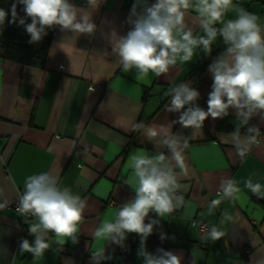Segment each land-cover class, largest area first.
<instances>
[{"label":"crops","instance_id":"0c3cea01","mask_svg":"<svg viewBox=\"0 0 264 264\" xmlns=\"http://www.w3.org/2000/svg\"><path fill=\"white\" fill-rule=\"evenodd\" d=\"M155 0H148L154 3ZM136 0H98V7L78 8L90 11L97 25L95 35L62 32L57 26L44 68H36L0 58V264H93L92 253L104 248L110 257L101 264H144L137 255L141 238L129 233L121 247L107 240H96L95 230L125 203L135 198L134 186L126 183L133 175L130 154L170 155L167 148L150 142L136 124L165 127L188 137L184 150L187 174L179 176L184 206L166 217L150 213L146 223L158 219L146 241L152 254L158 249L182 257V264H261L264 262V199H258L244 181L264 185V120L254 116L247 127L260 129L258 144L240 157L232 141L238 121L234 109L222 119L209 117L193 136L191 128L179 123V113L168 112L173 87L189 83L200 92L196 103L207 110L213 78L209 65L217 55L197 50L189 63H178L159 78L154 75L138 80L136 70L124 72L113 53L107 36L115 30L126 35ZM264 25V0H234ZM228 12L224 19H235ZM185 22L194 35H203L198 14L188 10ZM220 27V25H216ZM65 41L63 48L60 47ZM223 44L218 38L212 48ZM203 67L198 81L193 70ZM187 107V106H186ZM246 128H242V135ZM51 149V151L49 150ZM179 173L180 169H176ZM51 172L60 186L70 188L86 200L78 243L70 239L63 247L50 244L40 257L21 252L23 239L34 242L29 224L35 218L22 216L9 205L24 192L28 176ZM225 178L237 181L240 200L233 205L220 199V184ZM233 221L220 225L223 211ZM225 233L218 241H208L199 232L196 217ZM27 219V221H26ZM161 234L166 236L161 239ZM249 246L250 251L245 252Z\"/></svg>","mask_w":264,"mask_h":264},{"label":"clouds","instance_id":"9594fccd","mask_svg":"<svg viewBox=\"0 0 264 264\" xmlns=\"http://www.w3.org/2000/svg\"><path fill=\"white\" fill-rule=\"evenodd\" d=\"M89 5L98 7V0H88ZM31 19L27 23L17 12V5ZM198 14L203 35H194L193 29L185 22L188 10ZM234 12L235 19L224 17ZM9 13L0 9V26H3ZM10 23L19 22L30 36L29 43H38L47 35V29L60 27L62 32L95 35L97 25L90 11L77 7L72 0H16L11 6ZM132 28L126 35L113 30L109 39L113 53L119 58L124 72L136 70L137 79L142 80L150 74L159 78L166 75L178 63H189L197 50L211 55L212 46L222 38L227 46L209 65L213 78L209 93L207 110L196 101L200 92L189 83H180L167 94L170 96L168 112L179 113V123L191 128L193 136L204 127L205 121L227 117L230 109L235 110L237 127L232 132V141L240 157H244L254 144H258L260 129L247 127L254 116L264 120V25L259 17L250 13L234 0H136L127 21ZM220 25L217 27L216 25ZM65 41L60 47L63 48ZM187 106V107H186ZM242 128L246 131L241 132ZM135 130H143L146 138L155 145L167 148L170 155L159 152L155 156L141 153L130 154L133 175L126 181L134 186L135 198L121 206L114 219L104 220L95 230L96 240H107L121 247L129 233L141 238L137 255L144 264H182V257L172 251L158 249V254L150 253L146 241L153 233L158 219L145 222L150 213L166 217L184 206V196L180 191L179 176L187 174L184 150L188 137L171 132L170 129L136 124ZM51 151V149H49ZM180 169L178 173L176 169ZM247 188L258 199H264V185L254 183L251 177L244 181ZM241 188L237 181L225 178L220 184V199L209 204L215 210L221 200L233 205L240 200ZM6 206L0 203V208ZM86 200L73 193L68 187H61L59 177L51 172L28 176L25 179L23 195L19 197L17 211L24 217L35 218L29 224V234L34 242L23 239L20 251L31 253L33 257L42 256L50 248L48 234L55 235L56 244L63 247L67 240L78 243ZM27 221V219H26ZM233 221L227 210L223 211L220 225ZM225 235L217 225L207 231L205 239L218 241ZM166 238L164 234L160 237ZM93 264L110 259L104 248L92 253ZM264 264V262H261Z\"/></svg>","mask_w":264,"mask_h":264},{"label":"trees","instance_id":"16d2710c","mask_svg":"<svg viewBox=\"0 0 264 264\" xmlns=\"http://www.w3.org/2000/svg\"><path fill=\"white\" fill-rule=\"evenodd\" d=\"M79 7L87 6L88 0H72ZM16 0H0V9L6 10L9 15L3 26H0V58L10 60L22 65H28L36 68H44L47 62L51 44L55 35L56 27L47 29V35L38 43H29L30 36L19 22L13 24L9 21L11 17V6ZM23 5H17V12L20 17H24L27 23H31V19L26 17L22 11ZM223 43L213 48L211 55L219 56L226 49ZM203 67L198 66L193 70L195 81L200 79Z\"/></svg>","mask_w":264,"mask_h":264},{"label":"built area","instance_id":"2783aa9c","mask_svg":"<svg viewBox=\"0 0 264 264\" xmlns=\"http://www.w3.org/2000/svg\"><path fill=\"white\" fill-rule=\"evenodd\" d=\"M18 203H19V198L15 199L10 205L9 208L10 209H15L17 210L18 207ZM198 225H199V232L201 235H205L207 233V231L210 229V225L207 221H205L202 217H196L195 220ZM250 251V247L247 246L245 248V252H249ZM245 264H250L248 261L245 262Z\"/></svg>","mask_w":264,"mask_h":264}]
</instances>
